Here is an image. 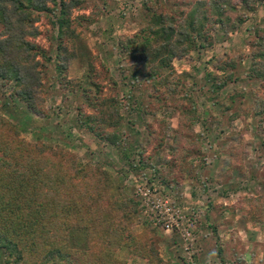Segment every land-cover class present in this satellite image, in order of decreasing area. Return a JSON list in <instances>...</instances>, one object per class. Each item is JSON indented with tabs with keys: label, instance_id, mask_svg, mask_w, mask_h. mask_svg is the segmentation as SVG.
Segmentation results:
<instances>
[{
	"label": "rangeland",
	"instance_id": "obj_1",
	"mask_svg": "<svg viewBox=\"0 0 264 264\" xmlns=\"http://www.w3.org/2000/svg\"><path fill=\"white\" fill-rule=\"evenodd\" d=\"M146 1L85 0L72 9L70 28L81 39L76 42L74 56L58 67L51 17L39 16L33 24L35 37L26 38L50 58L46 64L37 59L43 86L39 100H34L38 115L25 112L17 99L9 97L7 83L0 88V104L7 103L8 108L0 107V114L16 122L27 114L21 141L49 144L82 162H88L87 153H92L91 165L99 160L97 154L104 159L107 156L104 170L109 175L110 204L131 202L125 210L127 231L120 240L116 233L109 236L107 255L114 264H147L123 246L141 233L164 264H264V82L249 72L260 61L257 41L264 34V3L248 0L243 6L239 0H227L234 10L222 7L218 21L211 11L213 3L220 6L219 0ZM142 2L156 14H166L178 22L202 2L199 11L206 18L205 39L196 42L200 47L160 69L159 78H167V87L154 90L151 81L141 76L130 86L135 90L129 106L136 110L116 131L124 135L121 149L130 153L128 162L136 167L132 170L119 160L114 148L101 146L86 133L76 131L78 118L96 112L87 108L72 88L87 86L86 65L90 56L96 55L110 69L108 74L98 60H91V81L99 86L97 96L126 104L121 101L126 93L116 96L117 89L108 80L120 77L115 69L120 66L119 58L110 50L119 37L138 31L136 8ZM124 4L127 9L121 14ZM62 41L70 47L68 40ZM222 62H233L232 69L226 71L228 79L216 70ZM208 74L217 79L211 81ZM223 80L226 83L215 90ZM139 103L141 110L137 111ZM13 108L19 113L17 117L11 114ZM118 115H123L121 109ZM36 164L32 161L29 166ZM150 165L157 171L155 177ZM37 168L41 170V165ZM135 205L137 213L131 215ZM51 208L55 218L52 229L57 233L54 245L57 247L56 240L62 237L65 244L60 250L67 258L62 254L44 262L50 250L45 249L34 264H81L79 255L86 248L82 219L89 209L69 202L50 205L49 214ZM5 263L12 261L0 249V264Z\"/></svg>",
	"mask_w": 264,
	"mask_h": 264
},
{
	"label": "trees",
	"instance_id": "obj_2",
	"mask_svg": "<svg viewBox=\"0 0 264 264\" xmlns=\"http://www.w3.org/2000/svg\"><path fill=\"white\" fill-rule=\"evenodd\" d=\"M219 1L220 6L213 3L211 11L217 15L218 21L221 20L222 7L229 11L234 10L227 0ZM239 1L243 6L248 2ZM258 1L264 3V0ZM84 2L85 0H0V88L6 83L10 84L9 97L17 99L25 112L34 114L39 112L34 100H39L43 86L37 70L40 67L37 59L45 64L50 62L46 52L26 40L36 35L33 29L34 22L41 15L51 17L50 23L52 29H55L53 41L56 42L55 59L58 67L65 59L75 54L76 42L81 38L78 32L70 28V15L72 9L79 8ZM146 3L142 2L137 8L133 6L131 8L132 11L137 9L138 31L130 36L119 37L110 50L119 58L120 66L117 64L115 69L120 73V77L117 81H113L111 77L108 80L111 86L117 89L116 96L118 93L120 95L126 93L121 100L126 104L122 105L118 100L97 96L99 86L91 81V60H98L108 74L110 69L101 63L96 55L90 56L86 65L87 73L84 78L87 86L82 90L80 86L72 88L76 97L85 100L87 108L96 112L78 118L79 123L74 126L76 131L86 133L101 146L103 144L114 148L119 160L125 161L132 170L136 167L128 162L130 153L124 154L121 149L124 135L116 131L121 122L125 120L127 123L126 118L136 110V107L129 106V102H133L132 92L135 90H131L130 86L141 76L145 81H151L154 90L167 87V78L165 76L159 78L160 69L170 67L173 59L181 58L196 47H200L196 42L205 39L202 31L206 18L199 11L203 6L202 2L193 7L179 22L166 14L158 12L156 14ZM126 9L127 5L124 4L120 10L121 14ZM62 39L68 40L69 48L63 45ZM257 46L261 49L257 54L260 61L258 66L250 67L249 72L264 82V34L258 38ZM216 67V70L224 75L221 78L228 79L230 73L226 71L232 69L233 62H222ZM208 75L211 81L217 79L214 74ZM224 82L226 83V80L214 87L215 90ZM83 92H87V95ZM0 107L7 109L8 104H0ZM139 108L140 103L137 111ZM78 109L77 106V112ZM120 109L123 115H118ZM13 113L16 114L13 117L19 115L16 108L11 111V114ZM26 115L16 122L4 119L0 114V249L7 253L12 264H34L36 257L40 256L41 252L43 254L45 249L50 250L46 252L44 262L61 257L62 254L67 258L60 250L65 244L62 237L56 240L58 246L54 245L57 233L52 229L55 225L54 210L51 208L49 214V206L69 202L89 209L88 216L82 219L86 248L79 255L81 264H114L107 255L109 236L116 233L120 240L123 232L127 231L129 219L126 216L128 210H125L131 202L110 204L107 189L109 175L104 170L107 156L104 159L103 155L97 154L100 161L97 160L91 165L89 161L92 153H87L88 162H82L49 144L19 140L22 123L28 119ZM107 129L113 131L106 132ZM78 146L85 145L79 143ZM32 161L40 164L41 170L37 168V164L34 168L29 166ZM52 163L57 165V168L55 165L49 168ZM150 172L153 174L152 177H155L157 171L151 169ZM161 183L164 185L162 180ZM130 210L131 215L136 214V205ZM152 231L157 233L156 230ZM123 246L129 250L132 257L142 259L147 264H164L154 245L143 233L131 237Z\"/></svg>",
	"mask_w": 264,
	"mask_h": 264
},
{
	"label": "crops",
	"instance_id": "obj_3",
	"mask_svg": "<svg viewBox=\"0 0 264 264\" xmlns=\"http://www.w3.org/2000/svg\"><path fill=\"white\" fill-rule=\"evenodd\" d=\"M216 201H220L221 202V199H216ZM220 202H218V203H220Z\"/></svg>",
	"mask_w": 264,
	"mask_h": 264
}]
</instances>
